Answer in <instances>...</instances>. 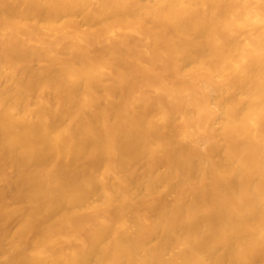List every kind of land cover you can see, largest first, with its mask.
<instances>
[{
    "label": "bare ground",
    "instance_id": "1",
    "mask_svg": "<svg viewBox=\"0 0 264 264\" xmlns=\"http://www.w3.org/2000/svg\"><path fill=\"white\" fill-rule=\"evenodd\" d=\"M0 264H264V0H0Z\"/></svg>",
    "mask_w": 264,
    "mask_h": 264
}]
</instances>
